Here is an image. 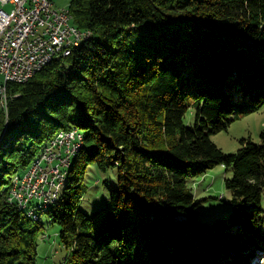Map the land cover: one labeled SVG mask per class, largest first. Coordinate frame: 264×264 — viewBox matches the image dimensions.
<instances>
[{"label": "trees", "instance_id": "16d2710c", "mask_svg": "<svg viewBox=\"0 0 264 264\" xmlns=\"http://www.w3.org/2000/svg\"><path fill=\"white\" fill-rule=\"evenodd\" d=\"M68 9L91 37L28 82L8 83L6 112L0 101V264L48 263L36 238L55 228L52 264L264 255V130L234 154L210 139L264 108V0H71ZM71 130L82 146L56 196L44 207L11 202L12 178ZM92 166L116 168L118 182L106 206L88 209ZM216 166L233 172L230 199L209 220L188 181Z\"/></svg>", "mask_w": 264, "mask_h": 264}, {"label": "built area", "instance_id": "2783aa9c", "mask_svg": "<svg viewBox=\"0 0 264 264\" xmlns=\"http://www.w3.org/2000/svg\"><path fill=\"white\" fill-rule=\"evenodd\" d=\"M70 11L56 8L51 0H0V75L5 83L0 85V101L6 105L8 83L23 84L46 67L48 56H68L73 51H59L60 42H77L82 30L75 26ZM75 130L68 131L65 139H75ZM55 140L49 144L45 158L40 162L41 181L30 191L15 192L11 202L27 201L33 195H42L44 186L53 185L54 178L45 173L62 165L67 155L56 154ZM58 156V160L54 157ZM52 165L53 168H52ZM60 176V175H59Z\"/></svg>", "mask_w": 264, "mask_h": 264}, {"label": "rangeland", "instance_id": "374dc122", "mask_svg": "<svg viewBox=\"0 0 264 264\" xmlns=\"http://www.w3.org/2000/svg\"><path fill=\"white\" fill-rule=\"evenodd\" d=\"M51 1L53 2V5L56 8H69L71 2V0H51ZM72 23L75 26H77L74 22ZM2 83H4V78L1 75L0 85ZM2 108L6 112V105L2 106ZM239 116L240 118L234 121L229 126L227 131H222L218 134L211 135L210 137L211 141L226 154L236 153L241 148L242 140H251L255 144L260 143V133L264 130V108H262L257 112L242 113ZM192 117H193L192 113L189 112L185 120V123L189 124L190 122H192L193 121ZM70 147L69 149L61 148L62 151L61 149H59L56 150L55 153L59 154L60 152L65 151L66 154H68L76 151V148H74L73 146ZM42 152L43 151H41V154ZM58 158L59 157L55 155L54 160L55 159L58 160ZM66 162H67L66 160H62V166L65 164L67 165ZM53 166L54 165H52V168ZM60 167H59V172L57 168H53L52 170H50V172L45 173L46 176L51 175V179L54 178L53 184L54 183L55 184L52 187V191L55 192L58 189H60V187L62 186L63 176L61 173L65 168H67V167L64 168H60ZM31 168L27 169V171L25 170L21 174L14 176L15 178L14 177L12 178L11 190H9V198L12 197L14 191L18 195L22 191L25 192H27L28 190L30 191V189L37 186V184L41 181L42 174L39 176V172H36V170L30 172ZM232 175H233L232 170H227V168L224 166H216L215 168L209 170L205 175L190 179L188 181V185L189 187L192 188L195 197L197 199L203 200L202 208L200 209V214H204V216H206L207 219L211 220L213 216H218L219 214H222L227 210L226 202L230 199V192L224 186V179L231 178ZM117 182H118V171L116 168L110 169L107 172H100L95 166L90 167L85 179V184L88 188V192L85 197L86 199L84 201V205L88 209L96 208L97 206L100 207L106 206L111 191L117 187ZM37 196L38 195H33L32 197L36 198ZM52 196L53 197L56 196V193L52 192ZM15 203L17 204V206H19L17 202ZM39 205L41 207L46 206L45 203ZM262 207L264 209V193L262 199ZM42 221H45L44 217H42ZM55 231H57L56 228L50 229L46 232L47 236H49V239L45 243L41 241L40 236L36 238V241L39 242L38 257L40 259H44L45 260L44 263L47 261L48 263L50 262L52 264L53 261L57 260V258L54 257L56 244H57L56 238L54 237ZM247 264H264V255L258 253Z\"/></svg>", "mask_w": 264, "mask_h": 264}, {"label": "bare ground", "instance_id": "6f19581e", "mask_svg": "<svg viewBox=\"0 0 264 264\" xmlns=\"http://www.w3.org/2000/svg\"><path fill=\"white\" fill-rule=\"evenodd\" d=\"M67 11H69L68 8H65ZM92 35V32L90 30H82V37L80 38V40H77V42H73L70 43V42H60L59 43V51H74L75 49H77L84 41H86L87 39H89ZM73 53V52H72ZM69 54L68 56L72 55ZM68 56H64V57H61V58H65V57H68ZM58 59V56H48L47 57V64L51 63L53 60H56ZM3 78H4V83H5V75H2ZM76 133V140L75 139H65V134L67 133H60L58 136H56L54 139H55V148H68L70 146H73L74 148H76V151L75 152H72V153H68L65 157H64V160H66L67 162V165H61L60 168H64V167H67L69 164H70V158L71 156H73L82 146V141H83V138H82V135L75 130ZM53 139V140H54ZM53 140L51 142H53ZM51 142L49 144H51ZM71 148V147H70ZM48 149H49V145L43 150L42 154L39 156L38 160L35 161L32 166H30V172L36 170V171H39L40 170V162H42L45 158V154L48 152ZM66 150V149H65ZM62 151V149H61ZM65 152V151H64ZM66 153V152H65ZM27 171V170H26ZM29 172V171H28ZM26 173V172H25ZM28 174V173H27ZM62 174V173H61ZM60 177V176H59ZM15 178V177H14ZM22 178V177H20ZM19 179V178H18ZM26 179V178H25ZM16 180V179H15ZM57 180V179H55ZM24 181V180H23ZM54 182V181H53ZM18 185V184H17ZM54 185V184H53ZM44 186L43 187V194L40 195V196H37L36 198H33V197H28L27 198V201L25 200H18V204H19V207L20 208H26L27 209V206L29 205V203L31 202V200H36L38 198L42 200L43 203H46L48 202L53 196H52V189L51 187L53 186ZM19 187V186H18ZM14 188V187H13ZM11 190V189H10ZM13 191V189H12ZM29 191V190H28ZM15 193V191H14ZM11 195V194H10ZM14 195V194H13ZM12 195V196H13ZM39 204H42V203H39ZM40 206H38L39 208ZM30 210V209H29Z\"/></svg>", "mask_w": 264, "mask_h": 264}, {"label": "crops", "instance_id": "0c3cea01", "mask_svg": "<svg viewBox=\"0 0 264 264\" xmlns=\"http://www.w3.org/2000/svg\"><path fill=\"white\" fill-rule=\"evenodd\" d=\"M1 76V75H0Z\"/></svg>", "mask_w": 264, "mask_h": 264}]
</instances>
